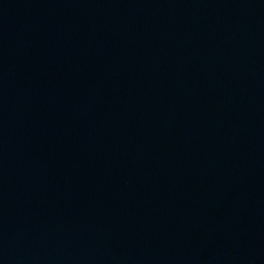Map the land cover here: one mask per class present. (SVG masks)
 Segmentation results:
<instances>
[{
    "label": "water",
    "instance_id": "1",
    "mask_svg": "<svg viewBox=\"0 0 264 264\" xmlns=\"http://www.w3.org/2000/svg\"><path fill=\"white\" fill-rule=\"evenodd\" d=\"M0 264H264V0H0Z\"/></svg>",
    "mask_w": 264,
    "mask_h": 264
}]
</instances>
